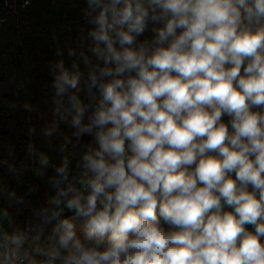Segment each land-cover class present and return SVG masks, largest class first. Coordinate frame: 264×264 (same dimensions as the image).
<instances>
[{
  "label": "clouds",
  "instance_id": "obj_1",
  "mask_svg": "<svg viewBox=\"0 0 264 264\" xmlns=\"http://www.w3.org/2000/svg\"><path fill=\"white\" fill-rule=\"evenodd\" d=\"M86 2L99 62L87 124L75 63L57 65L54 88L95 147L84 190L53 200L85 233L53 212L56 245L35 249L43 264H264V0ZM26 240L0 233V264H37Z\"/></svg>",
  "mask_w": 264,
  "mask_h": 264
},
{
  "label": "rangeland",
  "instance_id": "obj_2",
  "mask_svg": "<svg viewBox=\"0 0 264 264\" xmlns=\"http://www.w3.org/2000/svg\"><path fill=\"white\" fill-rule=\"evenodd\" d=\"M153 26L138 42L153 38ZM91 28L86 0H33L18 13L0 0V233L26 231L43 240V250L58 222L52 213L60 211L61 219L69 210L64 198L53 203L58 191L84 190L68 140L74 113L66 97L56 103L54 79L61 61L69 70L75 63L83 105L99 99L87 89L89 71L99 63L90 52ZM65 165L66 180L57 171Z\"/></svg>",
  "mask_w": 264,
  "mask_h": 264
},
{
  "label": "crops",
  "instance_id": "obj_3",
  "mask_svg": "<svg viewBox=\"0 0 264 264\" xmlns=\"http://www.w3.org/2000/svg\"><path fill=\"white\" fill-rule=\"evenodd\" d=\"M97 102H98V99H96V101H94L93 103L85 107L86 111H85L83 121H82L84 124L88 123L89 117L91 116L92 111L95 108ZM77 131L78 130L75 127H73L71 124V126L69 127V131H68V140L72 147V154L74 158L79 160L80 164H83V160H82L83 155L86 154L90 146L95 147V144H94V140L92 136L88 134L77 135ZM65 218L70 219L74 223L77 236L83 239L84 233H85V220L82 218H77L75 216V213L71 210L66 211L61 219H65ZM32 237L37 238L36 235ZM40 241H41L40 244L44 246L43 240H41V238H40ZM55 245H56V237L53 235V231H51L49 235V240L47 244H45L46 248H44V250H46L47 252Z\"/></svg>",
  "mask_w": 264,
  "mask_h": 264
},
{
  "label": "built area",
  "instance_id": "obj_4",
  "mask_svg": "<svg viewBox=\"0 0 264 264\" xmlns=\"http://www.w3.org/2000/svg\"><path fill=\"white\" fill-rule=\"evenodd\" d=\"M33 0H4V5L7 8L9 12L18 13L25 8H27ZM78 176L81 179L85 177V169L83 167V164H80L78 168ZM83 187V185H81ZM23 233L27 240L24 244V250L28 251L30 256L35 259L37 264H43V262L47 259L46 256L38 254L35 249L39 248L42 251H45L40 246V238L32 237L31 235L27 234L26 231H20ZM46 252V251H45ZM27 264V262H25ZM56 264H59V261L56 262Z\"/></svg>",
  "mask_w": 264,
  "mask_h": 264
}]
</instances>
